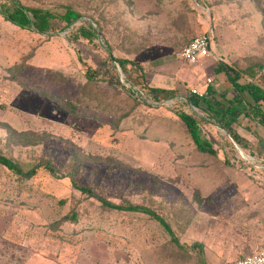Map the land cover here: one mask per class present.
Instances as JSON below:
<instances>
[{"label":"rangeland","instance_id":"obj_1","mask_svg":"<svg viewBox=\"0 0 264 264\" xmlns=\"http://www.w3.org/2000/svg\"><path fill=\"white\" fill-rule=\"evenodd\" d=\"M20 1L54 14L72 7L82 17L68 28L56 20L39 34L0 15V152L25 169L51 161L56 170L40 166L20 179L0 165V264H206L221 247L263 248V220L242 222L217 208L228 214L231 201L264 202V144L256 141L264 126L240 117L235 131L253 140L242 137L244 147L185 97L208 86L233 94L213 71L220 58L264 64V0ZM90 24L99 33L91 40L72 35ZM204 31L213 36L211 54L186 62L181 48ZM108 53L141 64L149 85L177 95L157 107L135 103L112 85L130 86ZM87 69L96 77L88 85ZM61 96L79 97V114L66 112L54 98ZM173 109L201 117L216 155L195 149ZM7 126L42 140L21 144ZM73 182L154 210L182 248L148 214L105 208Z\"/></svg>","mask_w":264,"mask_h":264},{"label":"trees","instance_id":"obj_2","mask_svg":"<svg viewBox=\"0 0 264 264\" xmlns=\"http://www.w3.org/2000/svg\"><path fill=\"white\" fill-rule=\"evenodd\" d=\"M0 15L5 20L21 29H28L39 34H49L53 23L56 20L62 21L65 28H68L76 20L82 17V15L72 7H66L65 12L62 14H54L38 6L25 5L21 3L20 0L0 1ZM96 34H99L98 29L93 28L91 24L89 26L81 25L72 33L75 38L83 37L88 40L97 36ZM194 37L195 36L191 37L188 41L192 40ZM108 54L114 67L117 66L118 69L123 70L124 73L127 72L125 73V79L130 84V86L126 87L124 82L118 79L113 82L112 85L119 90L126 91L135 103L157 107L165 104L168 100L177 95L175 89L149 85L145 80V70L141 64L130 59L115 58L110 53ZM127 64L129 67H127ZM22 68V66L19 67L16 72H21ZM263 68L264 64L257 61H254L251 64L249 63V65L242 69L236 64L218 60L213 71L214 73L225 74L230 83L231 89L234 92L233 96L227 97V92H217L212 86H208L205 95H198L189 92L185 97L186 103L196 110L206 112L208 120L213 121L218 128L224 130L233 142L242 143L245 147L242 136L235 131V126L239 124L240 117L242 116L257 117L260 124L264 122V112L261 109V103L264 102V89L254 82L257 78L263 75ZM247 78H251L252 80L249 81ZM91 80H96L95 72H90L89 69H87V72L85 73V84L88 85ZM109 81L110 80H107V82ZM54 98L58 104L70 114H79L82 110V107L77 104V102L79 103V97L68 98L61 96L60 98ZM172 111L185 128L195 149L204 154L216 155L217 152L213 147L212 142L202 135L199 125L201 117L197 115L195 111L187 112L182 109H173ZM7 130L9 132V137L13 138L17 136L18 141L24 145L37 144L42 140V138L34 137L35 134L33 132H16V130L9 128V126H7ZM0 165L19 176L20 179L33 177L40 166L52 174L56 171L51 164V161H45L25 169L17 160L6 156L1 152ZM73 184L74 187L81 192L87 193L91 197H95L105 208L148 214L163 225L171 236V240L182 248V245L179 243L178 238L169 224L154 210L139 204H116L102 196L96 195L87 187L79 186L75 182H73ZM61 202L64 203V200L62 199Z\"/></svg>","mask_w":264,"mask_h":264},{"label":"crops","instance_id":"obj_3","mask_svg":"<svg viewBox=\"0 0 264 264\" xmlns=\"http://www.w3.org/2000/svg\"><path fill=\"white\" fill-rule=\"evenodd\" d=\"M212 40H213V36H212ZM220 60H223V61H225L227 63L236 64L239 68L243 69V67H240L238 65L239 63L237 62V59H233L232 61H229V62L226 61V59H223V58H220ZM251 63H253V61L250 62V64ZM248 80L251 81L252 79L249 78ZM256 81H254V82L257 83L258 85H260L264 89V73H263V75L261 77L257 78ZM230 92L234 94L232 89L230 90ZM233 94L231 96L227 95V97H232ZM261 107H262V104H261ZM262 111L264 112L263 108H262ZM251 118H254V117H251ZM258 124L261 125V126L262 125L264 126V122L262 124H260L258 122ZM239 133H240V135L242 137L246 138L248 141H250V142L253 141L249 134H242L241 132H239ZM256 141H259V144L260 143L264 144V139H261V137H257ZM225 203H227V201H225V202L221 201L220 203H218L219 204L218 206L223 207V204H225ZM227 208H230V210H232V211L230 213L226 214V213H223L220 210V208H217L218 209V214H220L222 216H228L229 214L230 215L234 214L236 216L244 218V220L243 221L241 220V221L242 222H246V223H255V222H258V221L262 222V220L264 222V202L261 201V200H258V201L257 200L256 201H239L238 203H236L235 201H231L230 205L227 206ZM257 209H259L260 211L259 212L256 211ZM256 213L258 215H260V217L258 219H257ZM222 248L223 247H221L220 249L217 248L218 250H220L219 254H215V257H211V258L209 257L210 260H208L207 257H204L206 264H219V263H222V262L235 261V260H238V259H241V258H244L246 256H249V255L253 254V253L248 254L247 251H250V250H247L245 247L240 249V248H236L234 246H227L225 248V250L222 249ZM204 256H205V253H204Z\"/></svg>","mask_w":264,"mask_h":264},{"label":"built area","instance_id":"obj_4","mask_svg":"<svg viewBox=\"0 0 264 264\" xmlns=\"http://www.w3.org/2000/svg\"><path fill=\"white\" fill-rule=\"evenodd\" d=\"M211 45L212 34L208 31H204L183 45L180 51L181 57L188 63H197L200 58L208 57L211 54ZM210 82L211 78L208 77L206 79V84L208 85ZM191 92L198 95H205L207 87L203 91L192 88ZM219 264H264V247L244 258Z\"/></svg>","mask_w":264,"mask_h":264}]
</instances>
